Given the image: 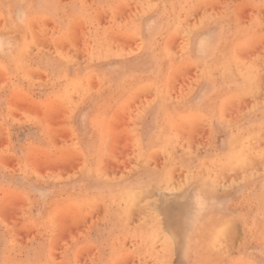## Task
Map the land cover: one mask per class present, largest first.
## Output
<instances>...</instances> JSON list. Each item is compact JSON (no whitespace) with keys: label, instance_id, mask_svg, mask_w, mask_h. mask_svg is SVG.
I'll list each match as a JSON object with an SVG mask.
<instances>
[{"label":"rangeland","instance_id":"374dc122","mask_svg":"<svg viewBox=\"0 0 264 264\" xmlns=\"http://www.w3.org/2000/svg\"><path fill=\"white\" fill-rule=\"evenodd\" d=\"M263 98L264 0H0V264H264Z\"/></svg>","mask_w":264,"mask_h":264},{"label":"bare ground","instance_id":"6f19581e","mask_svg":"<svg viewBox=\"0 0 264 264\" xmlns=\"http://www.w3.org/2000/svg\"><path fill=\"white\" fill-rule=\"evenodd\" d=\"M185 4V3H184ZM181 5V4H180ZM170 6V5H169ZM179 5H177V7H178ZM170 8V7H169ZM181 8V7H180ZM161 9V8H160ZM170 10V9H169ZM71 11V10H70ZM173 16V15H172ZM143 17V16H142ZM220 19V18H219ZM173 20V19H172ZM157 21V20H156ZM162 21V20H161ZM177 21V20H176ZM211 21V20H210ZM221 22V21H220ZM182 23V22H181ZM163 24V23H162ZM229 24V23H228ZM227 24V25H228ZM158 25V24H157ZM172 25V24H171ZM231 26H232V24H231ZM157 27V26H156ZM172 28V27H171ZM174 29H175V27H174ZM12 30V29H11ZM154 31V30H153ZM91 33V32H90ZM171 33V32H170ZM179 33V32H178ZM3 35V34H2ZM5 35V34H4ZM16 35V34H15ZM153 35V34H152ZM158 35V34H157ZM92 36V35H91ZM95 36V35H94ZM154 36V35H153ZM186 36V35H185ZM7 37V36H6ZM12 37V36H11ZM9 40H10V38H9ZM163 41V40H162ZM189 44V43H188ZM31 47V46H30ZM14 48V47H13ZM140 48V47H139ZM185 50V49H184ZM10 51V50H9ZM29 51V50H28ZM33 51V50H32ZM136 51V50H135ZM186 51V50H185ZM184 51V52H185ZM183 52V53H184ZM130 54V53H129ZM161 54V53H160ZM132 55V54H131ZM186 57V56H185ZM47 58V57H46ZM46 58H45V60H46ZM123 58V57H122ZM161 59V58H160ZM221 60V59H220ZM87 61V60H86ZM100 61V60H99ZM83 62V61H82ZM187 62V61H186ZM235 62V61H234ZM48 63V62H47ZM94 63V62H93ZM190 63V62H189ZM198 63V62H197ZM242 65V64H241ZM200 66V65H199ZM233 66V65H232ZM228 67V66H227ZM45 68V67H44ZM51 68V67H50ZM164 68H165V66H164ZM205 69V68H204ZM211 69V68H210ZM233 69V68H232ZM162 70V69H161ZM242 70V69H241ZM226 71V70H225ZM224 71V72H225ZM249 71V70H248ZM199 72V71H198ZM89 74V73H88ZM239 74H241L240 72H239ZM248 75V73L245 75V76H247ZM69 76V75H68ZM160 76V75H159ZM162 76V75H161ZM201 76V75H200ZM207 76H208V74H207ZM251 76H252V74H251ZM136 77V76H135ZM242 77H243V75H242ZM259 77V76H258ZM95 78V77H94ZM229 78H231V77H229ZM228 78V79H229ZM246 78V77H245ZM248 78V77H247ZM127 79V78H126ZM148 79V78H147ZM202 79V78H201ZM227 79V80H228ZM232 79V78H231ZM244 79V78H243ZM260 79V78H259ZM100 80V79H99ZM224 80V79H223ZM226 80V81H227ZM245 80V79H244ZM221 81V80H220ZM219 81V82H220ZM246 82H247V80H245ZM102 82V81H101ZM200 82V81H199ZM240 82V81H239ZM245 82V83H246ZM219 84V83H218ZM97 85V84H96ZM198 85V84H197ZM245 85H247V84H245ZM99 87V86H98ZM109 87V86H108ZM247 87V86H246ZM223 88V87H222ZM146 89V88H145ZM168 89L171 91V89L169 88V86H168ZM142 90H144V89H142ZM152 90H153V88H152ZM145 91H148L147 89L145 90ZM145 91H141V92H145ZM154 91V90H153ZM201 91V90H200ZM262 91V90H261ZM140 93V92H139ZM153 94V93H152ZM172 94V93H171ZM142 95V94H141ZM143 95L145 96L146 94L145 93H143ZM142 95V96H143ZM147 95H148V92H147ZM150 95V94H149ZM212 95V94H211ZM178 96V95H177ZM151 97V96H150ZM263 97V96H262ZM136 98H139V97H136ZM147 98V97H146ZM217 98H219V97H217ZM255 98V97H254ZM208 99V98H207ZM242 99V98H241ZM244 99V98H243ZM264 99V98H263ZM219 100V99H218ZM262 100V99H261ZM209 101V100H208ZM236 100H234L233 102H235ZM203 102V101H202ZM212 102V101H211ZM219 102V101H218ZM239 102H241V101H239ZM242 102H243V100H242ZM256 102H258V101H256ZM157 103V102H156ZM179 104V103H178ZM241 104V103H240ZM249 104H250V102H249ZM260 104V103H259ZM264 104V103H263ZM59 105V104H58ZM132 105V104H131ZM243 105V104H242ZM212 107V106H211ZM248 107H249V105H248ZM62 108V107H61ZM140 108V107H139ZM202 108V107H201ZM206 108V107H205ZM208 109L210 108V106L209 107H207ZM198 109V108H197ZM214 109V108H213ZM193 110V109H192ZM241 110H242V108H241ZM195 111H197V110H195ZM200 111V110H199ZM209 111V110H208ZM209 112H211V110L209 111ZM240 113V112H239ZM131 114V113H130ZM225 114V113H224ZM82 115V114H81ZM132 115V114H131ZM133 116V115H132ZM81 117V116H80ZM226 117V116H225ZM232 117V116H231ZM232 119H233V117H232ZM231 119V120H232ZM197 120V119H196ZM204 121V120H203ZM200 123V122H199ZM130 124V123H129ZM236 124V123H235ZM264 126V125H263ZM236 127H237V125H236ZM235 127V128H236ZM258 127V126H257ZM175 130H176V128H175ZM176 132H177V130H176ZM180 132V131H179ZM185 132V131H184ZM93 133V132H92ZM179 136V135H178ZM177 136V137H178ZM183 137V136H182ZM185 137H187V136H185ZM233 137V136H232ZM231 137V138H232ZM244 139V140H243ZM73 140V139H72ZM180 140H181V138H180ZM184 140V139H183ZM254 140H256V138H254V136L253 137H250V135L248 134L247 136H243L242 137V142L240 141V143L242 144V145H244V146H246L245 148H246V150L245 151H247V152H249V151H251V150H253L252 148H257L258 149V151L257 152H254V153H251V154H249V155H247L246 156V162H248L247 161V158L249 159V163H248V169L250 168L249 166H251V162H253V161H250L252 158L253 159H255L257 156L259 157V159H260V155H263L264 156V150H261L259 147H258V144H256V143H254V144H251L252 142L251 141H254ZM188 141H190L189 139H188ZM147 142V141H146ZM247 142V143H246ZM216 143V142H215ZM189 144H190V142H189ZM205 144V143H204ZM260 144V143H259ZM239 145V144H238ZM131 146V145H130ZM144 146V145H143ZM148 146V145H147ZM146 146V147H147ZM203 146V145H202ZM261 146V145H260ZM145 147V146H144ZM226 150V149H225ZM155 153V152H154ZM194 153V152H193ZM151 154H153V153H151ZM155 154H159V153H155ZM197 155V154H196ZM159 156H161L160 154H159ZM165 157V156H164ZM195 157V156H194ZM134 160V159H133ZM154 160V159H153ZM161 161V160H160ZM255 161V160H254ZM258 161V160H257ZM261 161H263L262 159H260V161H258V162H260L261 163ZM190 162H192V161H190ZM235 162H237V161H235V160H232V161H230L228 164H227V169H230V168H232V166H233V164L235 163ZM162 163V162H161ZM206 163V162H205ZM263 163H264V161H263ZM139 164V163H138ZM204 164V163H203ZM207 164V163H206ZM262 164V163H261ZM160 165V164H159ZM162 165V164H161ZM247 164H245L244 166H242V168L244 169V167L246 166ZM254 165V164H253ZM252 165V166H253ZM257 165V164H256ZM251 166V168L250 169H252L253 167ZM254 167H256V166H254ZM241 168V169H242ZM202 169V168H201ZM235 169H237V168H235ZM238 169H240V168H238ZM246 169H247V167H246ZM172 170H174V169H172ZM223 170V169H222ZM233 170V169H232ZM176 171V170H175ZM185 171V170H184ZM237 171H239V170H237ZM194 172V171H193ZM198 172V171H197ZM221 172V171H220ZM219 172V173H220ZM172 173H173V171H172ZM175 173V172H174ZM177 173V175H176V177L177 176H180V175H178V172H176ZM231 173V172H230ZM241 173H242V171H241ZM247 173V172H246ZM251 173V172H250ZM249 173V174H250ZM254 173V172H253ZM151 174V173H150ZM222 174V173H221ZM228 174V173H227ZM232 174V173H231ZM134 175V174H133ZM150 176V175H149ZM156 176V175H155ZM160 176V175H159ZM158 176V177H159ZM219 176V175H218ZM151 177V176H150ZM186 177H187V179H188V176L186 175ZM232 177V176H231ZM152 178V177H151ZM160 178V177H159ZM89 179V178H88ZM154 179H155V177H154ZM174 179V178H173ZM179 179V178H178ZM230 179V178H229ZM239 179V178H238ZM75 180V179H74ZM176 180V179H175ZM182 180H183V178H182ZM199 180V179H198ZM148 181V180H147ZM152 181V180H151ZM178 182H179V180H177ZM144 182V181H143ZM173 182H175V181H173ZM177 183V182H176ZM175 183V184H176ZM181 183H183V181L181 182ZM212 183H214V182H211V184ZM173 184V183H172ZM179 184V183H178ZM200 185V184H199ZM202 186H198V188H194V190L193 191H191L190 193H192L191 195H188V202H186L185 201V203H187V209H185V213H184V210L182 211L183 213H181L182 215H180L179 216V218L180 219H182V221L181 222H183L182 224L184 225V227H186V225L188 224V223H190V222H192V218H193V216H198V215H200L201 213H203V211H204V209H205V202H207V201H204V199H203V197H202V195L203 194H206V195H208V196H210V195H215V194H213V191L211 190V186H206L205 184H201ZM160 186H163V185H160ZM169 186V185H168ZM177 186V185H176ZM180 186V185H179ZM196 186V185H195ZM213 186V185H212ZM189 187V186H188ZM234 188V187H233ZM115 189V188H114ZM160 190V189H159ZM175 191L173 192V193H175L176 192V189H174ZM190 190V189H189ZM157 191V190H156ZM161 191H163V190H161ZM170 191V190H169ZM180 191V190H179ZM178 191V192H179ZM181 191H183V190H181ZM177 192V193H178ZM156 193V192H155ZM165 193H167V192H165ZM177 193H175V194H177ZM189 193V194H190ZM90 194V193H89ZM104 194V193H103ZM164 194V193H163ZM163 194H161V195H163ZM168 194V193H167ZM174 194V196H176ZM153 195V194H152ZM152 195H151V197H152ZM145 196V195H144ZM157 196H159V194L157 195ZM165 195H163L162 197H164ZM167 196H169V197H171V198H174L173 196H171V195H167ZM143 197V196H142ZM161 197V196H160ZM187 197V196H186ZM146 198V197H145ZM170 198V199H171ZM103 199V198H102ZM138 199V198H137ZM160 199V198H159ZM163 200H161V201H163L162 203H164V198H162ZM166 199H168L169 200V198L167 197ZM182 200V199H181ZM184 200V199H183ZM134 201H137V200H134ZM142 202V201H141ZM158 203V205H159V203H161V202H157ZM156 203V204H157ZM166 203H167V201H166ZM165 203V204H166ZM178 203H179V201H178ZM212 203H214V202H212ZM150 204V203H149ZM155 204V203H154ZM165 204H162V205H164L163 207H165L166 208V206H167V204L165 205ZM135 205V204H134ZM146 205V204H145ZM144 205V206H145ZM157 205V206H158ZM161 205V204H160ZM185 205V204H184ZM183 205V206H184ZM137 206H138V204H137ZM157 206H156V209H158L157 208ZM169 206V205H168ZM161 207V206H160ZM159 207V209H160V211H161V213H162V211L164 212L165 210H163L162 208L163 207H161L160 208ZM170 207V206H169ZM169 207H168V209H169ZM140 208V207H139ZM164 208V209H165ZM133 209V208H132ZM146 209V208H145ZM155 209V210H156ZM158 209V210H159ZM162 209V210H161ZM216 209V208H215ZM135 210V209H134ZM217 210V209H216ZM132 210H130V212H131ZM138 211H140V210H138ZM137 212V211H136ZM143 212H145V211H143ZM156 212H157V210H156ZM154 213V212H153ZM160 213V212H159ZM205 213V212H204ZM203 213V214H204ZM208 213V212H207ZM221 213V212H220ZM132 214V213H131ZM142 214V213H141ZM164 214H165V212H164ZM207 215V214H206ZM211 215V214H210ZM217 215V214H216ZM226 215V214H225ZM233 215V214H232ZM132 216V215H131ZM130 216V217H131ZM159 216H161V215H159ZM158 216V217H159ZM164 216V215H163ZM229 216V215H228ZM224 217V216H223ZM162 218V217H161ZM141 219V218H140ZM196 219V218H195ZM207 219V218H206ZM224 220H225V218H224ZM224 220H222V221H224ZM167 221H168V219H167ZM205 221V220H204ZM137 222V221H136ZM194 222H195V220H194ZM162 223H164V222H162ZM121 225V224H120ZM162 226H163V224H162ZM238 226V225H237ZM157 227V226H156ZM165 227V226H164ZM121 228V227H120ZM136 228V227H135ZM196 228V227H195ZM231 229V227L230 226H225V229L227 230V229ZM137 229V228H136ZM145 229V228H144ZM198 229V228H197ZM196 229V230H197ZM224 229V230H225ZM238 229H239V227H238ZM116 230V229H115ZM162 230H163V227H162ZM165 230H167L166 228H165ZM165 230H164V232H165ZM169 230V229H168ZM167 230V231H168ZM225 230V231H226ZM142 232V231H141ZM144 232V231H143ZM229 232V231H228ZM170 234V233H169ZM227 234H229V233H227ZM165 236V235H164ZM228 237V236H227ZM172 238V237H171ZM225 238H226V234H225ZM230 238V237H229ZM242 238V237H241ZM240 238V239H241ZM138 241V240H137ZM157 242V241H156ZM155 242V243H156ZM167 242H169V241H167ZM223 242V241H222ZM167 244V243H166ZM200 245V247H201V244H199ZM228 245V244H227ZM234 247H235V245H234ZM243 248V247H242ZM142 249V248H141ZM159 250V249H158ZM166 251H167V249H166ZM162 252V251H161ZM168 252V251H167ZM165 254V253H164ZM162 257V256H161ZM159 259V258H158ZM165 259H166V256H165ZM203 260V259H202ZM201 263H202V261H201ZM153 264V263H152Z\"/></svg>","mask_w":264,"mask_h":264},{"label":"crops","instance_id":"0c3cea01","mask_svg":"<svg viewBox=\"0 0 264 264\" xmlns=\"http://www.w3.org/2000/svg\"><path fill=\"white\" fill-rule=\"evenodd\" d=\"M191 191H193V190H191ZM191 191H190V192H191ZM190 192H189V193H190ZM189 193H188V195H191V194H192V193H190V194H189ZM188 195H187V197L185 196V198H186V202H188V201H187V200H188V199H187V198H188ZM205 195H206V194H205ZM202 197H203L204 201H206L207 198L204 197V194L202 195ZM181 199H182V198L178 199L179 203L177 202V205L175 204V206H173L174 209H175V211H178V209H181L180 213H182L183 210L187 209V203H185V202L183 201V199H182V200H181ZM184 204H185V205H184ZM183 205H184V206H183ZM207 206H208V204H207V202H205V209L207 208ZM205 209H204V210H205ZM175 213H177V212H175ZM181 221H182V219H181Z\"/></svg>","mask_w":264,"mask_h":264}]
</instances>
